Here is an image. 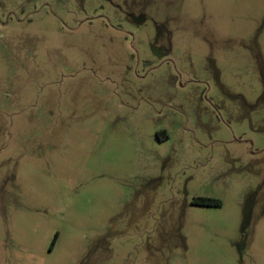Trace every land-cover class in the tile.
Instances as JSON below:
<instances>
[{
  "label": "rangeland",
  "instance_id": "1",
  "mask_svg": "<svg viewBox=\"0 0 264 264\" xmlns=\"http://www.w3.org/2000/svg\"><path fill=\"white\" fill-rule=\"evenodd\" d=\"M0 264H264V0H0Z\"/></svg>",
  "mask_w": 264,
  "mask_h": 264
},
{
  "label": "trees",
  "instance_id": "2",
  "mask_svg": "<svg viewBox=\"0 0 264 264\" xmlns=\"http://www.w3.org/2000/svg\"><path fill=\"white\" fill-rule=\"evenodd\" d=\"M218 204L220 205V202H218Z\"/></svg>",
  "mask_w": 264,
  "mask_h": 264
}]
</instances>
